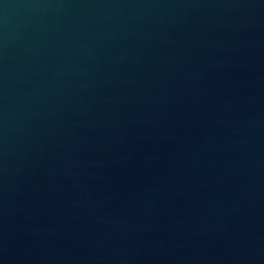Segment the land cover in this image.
Masks as SVG:
<instances>
[{
	"label": "water",
	"instance_id": "water-1",
	"mask_svg": "<svg viewBox=\"0 0 264 264\" xmlns=\"http://www.w3.org/2000/svg\"><path fill=\"white\" fill-rule=\"evenodd\" d=\"M0 264H264V0H0Z\"/></svg>",
	"mask_w": 264,
	"mask_h": 264
}]
</instances>
